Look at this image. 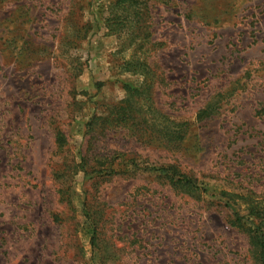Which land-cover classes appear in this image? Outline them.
<instances>
[{"label":"rangeland","instance_id":"1","mask_svg":"<svg viewBox=\"0 0 264 264\" xmlns=\"http://www.w3.org/2000/svg\"><path fill=\"white\" fill-rule=\"evenodd\" d=\"M116 1L0 0V264H259L264 0Z\"/></svg>","mask_w":264,"mask_h":264},{"label":"trees","instance_id":"2","mask_svg":"<svg viewBox=\"0 0 264 264\" xmlns=\"http://www.w3.org/2000/svg\"><path fill=\"white\" fill-rule=\"evenodd\" d=\"M133 3H137V0H117L114 3V7L117 9H125V16L128 17L129 13L128 7L132 6ZM144 70L148 71L149 68L147 66H143ZM148 86V82L145 83ZM61 139L57 138L56 144L57 147H61ZM115 156L113 160L119 159L116 163L120 168L119 172L123 171L125 168V160L122 156ZM173 174L170 176V182L173 186L181 187L188 193H193L199 190V187L194 179L191 177L180 174L174 170H171ZM116 170L110 168V172L107 175L115 174ZM245 215H241L240 213L232 212L233 223L240 227H243L247 222L251 225L247 230L250 235L251 245L256 251V257L259 264H264V206L256 205L252 206L247 210ZM247 228V226L245 225Z\"/></svg>","mask_w":264,"mask_h":264}]
</instances>
